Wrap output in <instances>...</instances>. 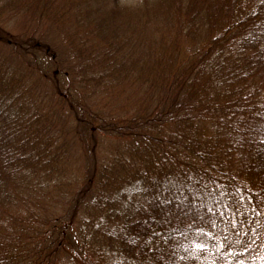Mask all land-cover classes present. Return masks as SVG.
Instances as JSON below:
<instances>
[{"label":"trees","instance_id":"obj_1","mask_svg":"<svg viewBox=\"0 0 264 264\" xmlns=\"http://www.w3.org/2000/svg\"><path fill=\"white\" fill-rule=\"evenodd\" d=\"M0 264H264V0H0Z\"/></svg>","mask_w":264,"mask_h":264},{"label":"rangeland","instance_id":"obj_2","mask_svg":"<svg viewBox=\"0 0 264 264\" xmlns=\"http://www.w3.org/2000/svg\"><path fill=\"white\" fill-rule=\"evenodd\" d=\"M39 30V35H43L44 38L46 40H48L49 42H52V43H56L58 48L59 47H64V45H62L59 41V38L57 36V33L56 31L53 29V28H50V27H44V28H40L38 29ZM30 31V30H29ZM51 44V43H50ZM54 46V45H53ZM55 47V46H54ZM110 148H114L113 145H109Z\"/></svg>","mask_w":264,"mask_h":264}]
</instances>
